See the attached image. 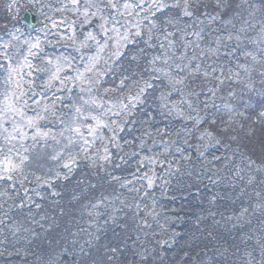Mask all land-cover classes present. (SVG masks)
<instances>
[{"label": "rangeland", "instance_id": "1", "mask_svg": "<svg viewBox=\"0 0 264 264\" xmlns=\"http://www.w3.org/2000/svg\"><path fill=\"white\" fill-rule=\"evenodd\" d=\"M114 2L123 15L109 9L110 1L51 0L44 6L50 15L33 32L24 26L0 36V64L8 60L17 69L8 79L0 67V145L9 152L0 161V184H7L9 195L18 191L2 209L14 210L21 222L12 241L17 249H36L34 257L8 264H264V166L237 148L225 154L206 131L195 129L200 144L193 150L188 141L202 116L188 100L181 103L173 79L184 62L176 54L200 47L188 59L196 71L222 81L248 80V65L264 59V9L252 8L250 22L230 25L179 14L176 4L162 0L163 10L149 8L157 0H127L133 5L128 10L121 7L125 0ZM91 20L92 27L75 34L77 22ZM106 20L107 32L101 27ZM180 28L187 29L181 51L175 38ZM108 34L119 59L116 73L104 81L91 73L106 58ZM229 34L240 35L242 43L229 41ZM38 62L49 94L65 88L71 95L70 112L53 139H36L48 137L42 128L27 134L35 125L33 107L22 95L32 88L39 95L33 101L42 105L34 83ZM96 83L104 86L100 93L115 95L103 97ZM207 104L232 108L212 94ZM3 196L1 203L11 198ZM113 247L119 251L110 253Z\"/></svg>", "mask_w": 264, "mask_h": 264}, {"label": "trees", "instance_id": "2", "mask_svg": "<svg viewBox=\"0 0 264 264\" xmlns=\"http://www.w3.org/2000/svg\"><path fill=\"white\" fill-rule=\"evenodd\" d=\"M101 1L109 4L110 0ZM162 1L169 4L170 7L175 4L179 5V14L184 11L180 4L185 0ZM49 2H51V0H0V36H6L16 27H24L25 25H23L20 20L27 10H30L35 15L37 24H42L43 19L50 15V12L48 11L49 9L44 7L49 4ZM189 5L190 6L187 9L192 15L196 16V18L200 17L205 19L208 17H218L220 21L219 23L232 25V23L237 24L242 23L243 21L250 22L252 18L250 19L249 15L251 16L252 14V8H254V10L256 7L258 9H264V0H199L197 2L189 0ZM111 8L112 7H109L110 10ZM149 8H154V4H150ZM72 17L78 19L75 15H72ZM66 20H68V18H66ZM95 21L96 20H91L86 25L82 24V21L77 22L74 29L75 34L82 35L83 32L94 25ZM99 30L101 31L100 28L96 29V31ZM185 30L187 29L185 28L184 30H181L180 28L175 35L176 41L180 43V51L183 48L182 34ZM28 31L33 32V30ZM135 31L137 30L133 29V33H135ZM142 31H145V29H142ZM138 34H140V32H138ZM186 34L185 40H188L186 41L188 43L191 35H189V32ZM79 40L80 39H77L76 43L78 42V45L82 47L83 44ZM103 40L109 44V51L105 52L106 58L102 59L99 71H93L94 73H91V76L105 81L106 77L116 73L119 58L114 57L115 55L113 54V36H109L108 34L104 36ZM192 41L197 43L196 38ZM71 47L74 52L78 48L74 45ZM199 49L200 47L193 52L183 51V53L178 52L176 54L177 58L175 60L182 58L184 59V62L179 64V67H177L178 74L173 78H176L178 95L182 96L180 98V101H182L181 103L183 104L185 100H188L190 102L191 110L193 109L197 113L196 116H202V120L199 121L200 123L193 124V134H190V140L188 141L189 145L196 151L197 149L195 146L200 144V140L198 136L199 133L196 132L195 129L201 132L206 131L224 149L225 154L230 149L237 148L241 153L254 160L257 164L264 166V59L252 61L251 64L248 65V72L246 73V76L243 77L248 80L239 78L237 80L228 79L222 81L216 77L200 73L196 71L193 66L189 65L188 59L197 57ZM90 52L91 51H88V54H90ZM81 53L84 54L83 48L81 49ZM184 55L186 56L185 58H183ZM37 65L39 71H37L34 76L36 79H33L35 85L39 86L38 88L41 90L40 93H42V96L39 97V99H41L40 102L42 103V107L33 101L34 98L39 95L35 93L32 88L29 90V87H26L27 92H24L22 96H28L23 100L24 102L29 101L28 104L33 107L31 110L26 109V111L29 110L31 114L30 118L35 123L34 126L30 127L27 134H29V136L36 135L37 129L42 128L43 132L48 133V137H36V139H53V137L55 138L59 136L58 134L60 132L62 121L65 115H68L70 112L67 102H71V95L65 88L61 89L59 92H56L55 90V92L50 95L49 93L52 88L48 86L46 82L43 84L41 83V80L42 78L44 79L45 75L44 67L39 62ZM132 88H135V85H133ZM94 89L99 93L105 91L104 86H101L99 83L95 84ZM56 93H60L63 99L60 97L61 100H57L55 98ZM100 94L106 98L115 95L114 92H111L110 95H108V93ZM210 94L227 101L230 106H232L231 110L222 108L218 109L212 107L211 104H207ZM47 102L49 103V106L44 107L43 104L45 105ZM188 108L189 106L187 108L184 107L186 111H188ZM25 113L26 112H24V114ZM37 143L38 142L33 144L36 145ZM4 153L9 154V152L6 149H3L0 145V161L3 159ZM27 170V167L23 168V170L17 169L15 173L26 172ZM27 178H30V181L33 180L32 176H28ZM29 180L27 179V182ZM25 186L30 188L32 184L29 185V183H27ZM7 187V184H0V193L4 195L3 198L8 199L11 197L8 201L4 200V203H1L2 199L0 198V264H8L11 261L27 260L36 255L35 248L28 247L26 250H18L12 243L14 233L16 230L21 229L22 225L14 210L4 211L2 209V206L5 205L6 202L13 200L18 192L16 191V194L9 195ZM20 189L24 190L23 187ZM12 203L17 206L14 208H20L18 207L17 200ZM31 206H34V210H38L40 204L38 202Z\"/></svg>", "mask_w": 264, "mask_h": 264}, {"label": "snow or ice", "instance_id": "3", "mask_svg": "<svg viewBox=\"0 0 264 264\" xmlns=\"http://www.w3.org/2000/svg\"><path fill=\"white\" fill-rule=\"evenodd\" d=\"M74 2H78V0H74ZM110 3H111L112 11H113L114 13H118L119 15H123V14H124V13H122V12H119V9L117 8V5H116V3L114 2V0H110ZM89 6H91V5H89ZM154 6H155L157 9H160V10H163V8H164L163 3L158 2V0H157V2L154 3ZM177 6H179V5H177ZM189 6H190V5H189V0H185L184 12H185V15H189V16H190L191 13L187 11V8H188ZM121 7H123L125 10H128V9L132 8L133 5H132L130 2H127V0H125V2H123V3L121 4ZM136 7H140V5H136ZM95 14H96V13H92V15H95ZM86 15H87V13H86ZM109 19L112 20V22H113L114 25L119 23V21H118V20H115L114 17H109ZM209 19H212V17H209ZM161 22L163 23V21H161ZM107 23H108V21L106 20V21H105V24H104V25H101V27L105 29V32L108 31V29L106 28ZM149 23L151 24V26H152L153 28L156 27V24H155L154 22L149 21ZM167 23H168L169 25L179 27V24H178L175 20H173L172 18H169V19L167 20ZM200 23H203V21H200ZM193 27H198V25H193ZM113 30H115V29H113ZM90 38L95 39V37H90ZM234 38H235V40L237 41L238 44H239V43H242L240 35H235V37L233 36V34H229V35H228V40H229V41L233 40ZM261 44L264 45V38H262V40H261ZM33 47H38V45H33ZM29 51L31 52V49H29ZM0 55H3V54L0 53ZM19 55L22 56L23 53H20ZM33 55H34V53H33ZM262 58H264V57H262ZM9 59H10V58H9ZM26 59H27V58L25 57V60H26ZM17 63H19V57H17ZM165 63H167V61H165ZM28 66L31 67V64L29 63ZM0 67H3L4 70H5L6 72H8V79H11V73H12L13 71H16V70H17V69H12V68L9 67V61H8V60H6L3 64H0ZM6 82H7V81H6ZM7 106H8L9 108H11V105H7ZM245 211H247V209H245ZM145 226H147V225H145ZM89 243H90V241H89ZM108 251H109L110 253H116V252L119 251V249L116 248V247H113V248H109ZM107 259H108V260H112V259H114V256L109 255V256H107ZM140 259H141L142 261H147V260H148V257H147V256H141ZM96 264H102V262H96Z\"/></svg>", "mask_w": 264, "mask_h": 264}, {"label": "water", "instance_id": "4", "mask_svg": "<svg viewBox=\"0 0 264 264\" xmlns=\"http://www.w3.org/2000/svg\"><path fill=\"white\" fill-rule=\"evenodd\" d=\"M20 21L28 30H35L38 26L35 15L30 10L24 13Z\"/></svg>", "mask_w": 264, "mask_h": 264}]
</instances>
